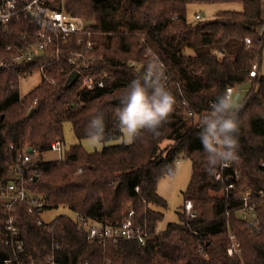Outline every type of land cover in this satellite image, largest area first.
I'll return each mask as SVG.
<instances>
[{
  "label": "trees",
  "instance_id": "trees-1",
  "mask_svg": "<svg viewBox=\"0 0 264 264\" xmlns=\"http://www.w3.org/2000/svg\"><path fill=\"white\" fill-rule=\"evenodd\" d=\"M261 1L59 0L54 8L89 25L92 36L65 40L49 30L51 47L31 62L16 59L37 42V22L23 15L0 25V62L7 64L0 70V186L18 181L14 173L18 155L31 149L22 183L44 201L45 212L63 208L102 225L120 224L133 212L136 223L149 233L145 246L135 242L103 246L90 242L66 216L39 225L25 205L16 204L11 214L0 205V264H49V256L56 264H264V205L258 208L260 231L255 234L239 218L242 202L237 199L251 194L256 200L264 191L260 69L264 33H257L264 23ZM215 5H235L240 10L188 21L190 7ZM88 41L92 49L87 48ZM76 54L83 58L71 63ZM149 61L165 70L167 86L177 100L159 135L144 132L129 145L96 153L75 145L61 159L44 161L55 142L64 144L66 123L82 141L88 139L87 126L96 114L103 113L105 119L103 143L122 139L115 115L120 106L115 102L133 79L144 74ZM131 62L141 69L130 67ZM254 66L259 69L252 75ZM75 71L80 77L67 88ZM35 73L41 75L40 84L21 97V80ZM87 79L92 80L91 87L85 84ZM245 86L248 92L237 108L239 159L227 169L209 172L197 136L199 121L217 95L232 88L238 101ZM181 159L192 164L183 213L178 224L157 233L164 215L156 209L168 208L158 195V184L175 175ZM236 172L238 180L231 181L236 185L234 198L227 199L228 183L217 182L216 175L227 178ZM187 203L196 214L193 219L186 215ZM10 215L16 218L15 236L5 228ZM229 232L240 245L239 256L227 253ZM53 244L59 248L53 250Z\"/></svg>",
  "mask_w": 264,
  "mask_h": 264
},
{
  "label": "built area",
  "instance_id": "built-area-1",
  "mask_svg": "<svg viewBox=\"0 0 264 264\" xmlns=\"http://www.w3.org/2000/svg\"><path fill=\"white\" fill-rule=\"evenodd\" d=\"M58 1L59 0H0V25H7L13 19H18L19 17L25 15L35 20L39 26L37 42L28 47L25 51L21 52V55L16 59L17 62H31L35 58L39 57L43 52L48 50L53 43V38L51 37L49 30L58 32L65 40L72 36H92L91 27L89 25L84 23L82 20L72 18L62 9L56 10L54 8ZM195 19L201 20L202 16L197 14ZM246 43L249 45L250 41L247 40ZM92 46L93 43L88 41L87 48L92 49ZM81 58H83L82 54H76L74 55V61H71V63H75L77 59ZM83 67H88L84 60ZM130 67L141 69V67L135 62H131ZM5 68H7V64L0 62V70ZM145 69L146 68H144L143 73L145 72ZM253 70L256 72L257 66H254ZM91 81L92 80H86L85 84L87 87H91ZM98 85L102 86L101 83ZM227 91L231 92L233 96L236 93V91L232 88H229ZM50 152L58 154L59 159H61L63 154V144L59 141L55 142L51 146ZM31 160L32 155L28 152L18 155V164L14 168V173L18 181H10L5 187L0 186V205L6 213L11 214L15 210V205L21 203L26 206L30 215L38 217V224L43 225L45 223L42 221L41 217L46 213L44 211V201L41 198L34 197L22 183V176L26 172L28 164ZM227 168H229V165L222 167V169ZM261 168L264 170V163L261 164ZM223 177L222 173H218L216 175V181H224L228 183L224 195L227 199L234 198L232 195H234L236 185L231 181L233 178L238 180V173L236 172L234 175L227 178ZM237 199L242 202L238 210L239 218L245 223L246 227L252 231V233H259L260 221L258 208L264 205V191H261L258 194L256 200L252 199L251 194H247ZM185 208L186 215L190 219L196 217L191 203H187ZM71 220L76 224L80 232L86 234L87 239L90 242H95L103 246L106 244H118L122 242H135L141 246H145L149 239L147 229L136 223L133 212H130L120 224H96L80 215H74V218ZM15 222L16 218L13 215H10L6 220L5 228L11 236H15L17 234ZM229 238L231 244L227 249L228 255L231 257L239 256L241 254L239 243L236 241L235 236L230 232ZM16 245L17 249L20 250L22 245L20 243H17ZM58 248L57 244L52 245L53 250ZM47 262L49 264H56L53 256L47 257Z\"/></svg>",
  "mask_w": 264,
  "mask_h": 264
},
{
  "label": "clouds",
  "instance_id": "clouds-1",
  "mask_svg": "<svg viewBox=\"0 0 264 264\" xmlns=\"http://www.w3.org/2000/svg\"><path fill=\"white\" fill-rule=\"evenodd\" d=\"M167 80L165 70L156 61H149L144 74L130 82L121 97V107L115 113L118 126L128 143L144 132L159 135V128L174 111L177 100L168 88ZM199 128L197 136L206 154L209 172L239 159L240 121L237 99L231 92L217 95L210 110L201 117ZM87 135L92 143L104 140L103 113L94 115L89 121Z\"/></svg>",
  "mask_w": 264,
  "mask_h": 264
},
{
  "label": "rangeland",
  "instance_id": "rangeland-1",
  "mask_svg": "<svg viewBox=\"0 0 264 264\" xmlns=\"http://www.w3.org/2000/svg\"><path fill=\"white\" fill-rule=\"evenodd\" d=\"M239 11L240 7L235 5H215V6H193L188 9L187 18L188 21L193 22L195 21V15L200 14L202 19H211L217 13L222 11ZM261 14H262V21L264 22V0L261 1ZM257 33L259 36H262L264 33V23L260 25L257 29ZM189 54H192L189 52ZM257 67V71H258ZM261 73L264 74V44H263V51L261 57ZM256 71V72H257ZM254 70L252 75L256 73ZM41 82V75L39 73H35L29 77L23 78L20 82V96H26L31 90L37 87ZM246 92H248V87L245 86L242 91L240 92V99L237 101V108L239 107L240 103L243 101ZM126 144L129 145L126 141V138L123 135V138L116 141L110 142H100V143H92L89 139H85L82 141H78L75 138L73 129L70 123H66L64 125V144H63V152L69 151V149L75 145H81L83 149L88 153H96L101 152L106 147L111 146H118ZM59 159L58 154L53 152H48L44 155V161H56ZM192 176V164L191 161L188 159H181L179 160L178 164L176 165V172L173 177H165L160 180L158 184V195L163 198L168 205L166 210L156 209L157 211L161 212L164 215L163 221L158 225L157 233L165 231L169 224H178L179 214L183 213V204L184 198L183 193L187 190L188 185L190 183ZM60 216H66L70 219L74 218L73 213L68 211L67 209H59L57 211H47L45 214L42 215L41 219L45 224H51L55 221L56 218ZM49 261V259H48Z\"/></svg>",
  "mask_w": 264,
  "mask_h": 264
},
{
  "label": "water",
  "instance_id": "water-1",
  "mask_svg": "<svg viewBox=\"0 0 264 264\" xmlns=\"http://www.w3.org/2000/svg\"><path fill=\"white\" fill-rule=\"evenodd\" d=\"M79 77H80V74H79L78 72H76V71L73 72V73L69 76V78H68V80H67L66 87H67V88H70L72 85H74V84L78 81ZM115 103H116L118 106L121 107V100L116 101ZM33 112H34V110H32V111L30 112V116L33 114ZM28 153L32 154L33 151H32L31 149H29V150H28Z\"/></svg>",
  "mask_w": 264,
  "mask_h": 264
},
{
  "label": "crops",
  "instance_id": "crops-1",
  "mask_svg": "<svg viewBox=\"0 0 264 264\" xmlns=\"http://www.w3.org/2000/svg\"><path fill=\"white\" fill-rule=\"evenodd\" d=\"M238 96H239L238 93H236V94H235V98L237 99Z\"/></svg>",
  "mask_w": 264,
  "mask_h": 264
}]
</instances>
